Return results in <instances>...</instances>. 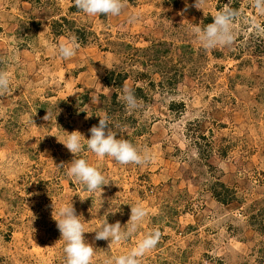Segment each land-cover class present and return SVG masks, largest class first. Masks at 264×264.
<instances>
[{
    "label": "rangeland",
    "instance_id": "1",
    "mask_svg": "<svg viewBox=\"0 0 264 264\" xmlns=\"http://www.w3.org/2000/svg\"><path fill=\"white\" fill-rule=\"evenodd\" d=\"M194 3L125 0L118 17H89L73 0H0V70L11 77L0 93V264H66L53 201L57 219L73 202L92 264L153 230L160 241L140 264H264V33L252 23L264 14L231 0L242 12L234 44L205 49L192 29L229 0ZM69 41L78 47L65 60L57 49ZM112 72L126 80L108 83ZM123 86L143 89L141 109H126ZM100 117L154 156L140 167L77 154L109 179L103 197L66 176L75 154L59 142L91 138ZM137 203L149 215L129 240L94 239L107 220L127 224Z\"/></svg>",
    "mask_w": 264,
    "mask_h": 264
},
{
    "label": "clouds",
    "instance_id": "2",
    "mask_svg": "<svg viewBox=\"0 0 264 264\" xmlns=\"http://www.w3.org/2000/svg\"><path fill=\"white\" fill-rule=\"evenodd\" d=\"M204 2L205 0H195L194 7L203 10L202 5ZM73 4L80 12L89 17L101 16L102 14L106 17H118L126 7L125 0H73ZM227 5V7L217 12L212 23L207 24L203 29L200 27L192 29L195 38L203 48H230L234 44L236 38L234 25L241 18L242 12L240 9L232 7L231 0ZM252 6L261 14H264V0H253ZM137 19L138 14L133 13L129 16L128 22L135 23ZM252 23L257 33H264V25L256 21ZM77 47L74 41L62 42L58 46L57 53L61 58L67 60L76 54ZM10 85V75L7 71L0 70V93H7ZM122 100L128 111H136L143 107L139 102V98L128 86L122 87ZM43 119L50 121L48 111ZM109 125L113 127H109ZM118 127L110 123L107 117H100L98 126H93L89 130L91 138H85L79 131H74L72 133L67 132L68 135L64 140L58 139L71 153L75 154V158L65 169L66 176L74 183L83 185L84 190L89 193L99 192L103 197V186L108 185L110 181L98 167L84 158H77V154L85 149L94 153L98 158L110 157L119 165L134 164L143 167L154 160V156L149 150L138 148L123 136L117 139V132L123 133L122 129L117 130ZM61 167H64V165H61ZM101 203L103 207L104 199ZM109 203L110 207L106 210V215L115 213L112 200ZM53 208V218L57 221L61 239L65 242L63 253L66 264H92L95 247L85 239L84 234L87 232L85 231L84 222L81 220V215H77L73 202L64 204L59 208V219L55 218L54 215L56 213L54 201ZM148 215V209L142 203L131 205V216L127 224L122 226L119 222L112 224L107 220L98 230L94 231V239L109 241V248L114 243L129 240L137 233ZM160 238V231L153 230L145 235L136 247L129 252L110 257L105 261V264H140L141 258L156 248Z\"/></svg>",
    "mask_w": 264,
    "mask_h": 264
},
{
    "label": "trees",
    "instance_id": "3",
    "mask_svg": "<svg viewBox=\"0 0 264 264\" xmlns=\"http://www.w3.org/2000/svg\"><path fill=\"white\" fill-rule=\"evenodd\" d=\"M140 51V50H139ZM115 75H116V73L115 72H112L111 73V76L109 77V79H108V83H112L113 81L114 82H117V80H119V82H120V84L122 83V82H124L125 80H126V76L125 75H123V74H117V78H115ZM143 89H141V88H137L136 90H135V92H136V95L139 97L140 96V93L142 94L143 92Z\"/></svg>",
    "mask_w": 264,
    "mask_h": 264
}]
</instances>
